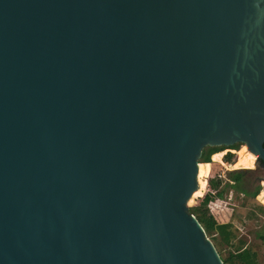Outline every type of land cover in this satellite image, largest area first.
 Instances as JSON below:
<instances>
[{
  "label": "water",
  "instance_id": "water-1",
  "mask_svg": "<svg viewBox=\"0 0 264 264\" xmlns=\"http://www.w3.org/2000/svg\"><path fill=\"white\" fill-rule=\"evenodd\" d=\"M235 144L264 0H0V264H223L188 203Z\"/></svg>",
  "mask_w": 264,
  "mask_h": 264
},
{
  "label": "rangeland",
  "instance_id": "rangeland-1",
  "mask_svg": "<svg viewBox=\"0 0 264 264\" xmlns=\"http://www.w3.org/2000/svg\"><path fill=\"white\" fill-rule=\"evenodd\" d=\"M218 153L221 154V159L218 161L220 163H216V166L212 165L209 178L218 174L226 180V173L234 170L246 169L249 173L245 178V187L249 191L259 187L260 191L259 194L252 199L244 197L235 190L226 189L223 196L216 199L210 211L216 222L231 223L237 238L242 240L249 248L257 253L258 264H264V242L257 237V233L264 230V196L260 197V195L264 193V170L258 165L256 159L255 162L251 161V157L249 154H246L244 146H238L235 150H221ZM228 153L233 155L230 164H227L224 160V156ZM210 160H212V158H210ZM207 179H203L205 184ZM199 189L200 185L198 183L196 192H198ZM206 190L207 188L205 186L200 192V197H202ZM197 199L196 196H192V201L188 203V207L196 204ZM216 250L220 253L221 257L226 258L231 248L226 245H217Z\"/></svg>",
  "mask_w": 264,
  "mask_h": 264
},
{
  "label": "trees",
  "instance_id": "trees-1",
  "mask_svg": "<svg viewBox=\"0 0 264 264\" xmlns=\"http://www.w3.org/2000/svg\"><path fill=\"white\" fill-rule=\"evenodd\" d=\"M238 146L242 145L235 144L231 147H206L202 150L201 157L198 161L200 169L198 183L200 185V189L193 195L198 199L196 204L188 207V211L197 219L199 224L204 229L206 237L211 240L215 248L217 245H226L231 248V251L228 253L226 258L221 257L220 253H218L223 264H258L257 253L249 248L242 240L237 238L233 230V225L231 223L216 222L210 211L216 199L221 198L226 189L235 190L236 192L241 193L244 197L252 199H254L259 194V187L252 191H249L245 187V178L249 173L247 170L230 171L226 173V180H224L218 174L212 178H209L212 165L216 166V163H220L218 161L221 159V154L218 152L225 149L235 150ZM210 158H212V160H210ZM232 158L233 155L230 153L224 156V160L227 164L232 162ZM204 178H208L206 184L203 182ZM205 186L207 190L202 195V197H200V192ZM263 196L264 193L260 195V197ZM191 201L192 198L189 202ZM257 237L264 242V230L258 232Z\"/></svg>",
  "mask_w": 264,
  "mask_h": 264
},
{
  "label": "bare ground",
  "instance_id": "bare-ground-1",
  "mask_svg": "<svg viewBox=\"0 0 264 264\" xmlns=\"http://www.w3.org/2000/svg\"><path fill=\"white\" fill-rule=\"evenodd\" d=\"M244 147H245V146H244ZM245 150H246V154H249V156H250L251 158L256 159V157H255L252 153H250V152L247 150L246 147H245ZM199 173H200V169H199V165H198V175H199Z\"/></svg>",
  "mask_w": 264,
  "mask_h": 264
},
{
  "label": "flooded vegetation",
  "instance_id": "flooded-vegetation-1",
  "mask_svg": "<svg viewBox=\"0 0 264 264\" xmlns=\"http://www.w3.org/2000/svg\"><path fill=\"white\" fill-rule=\"evenodd\" d=\"M251 161H252V162H255V159L251 158ZM258 165L260 166V165H261V163H260V162H258ZM262 170H264V168H262Z\"/></svg>",
  "mask_w": 264,
  "mask_h": 264
}]
</instances>
